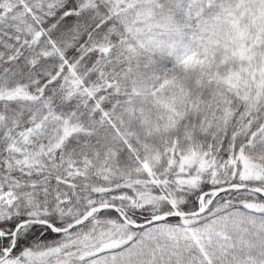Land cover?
<instances>
[{
	"label": "snow or ice",
	"instance_id": "6c2138e0",
	"mask_svg": "<svg viewBox=\"0 0 264 264\" xmlns=\"http://www.w3.org/2000/svg\"><path fill=\"white\" fill-rule=\"evenodd\" d=\"M0 264H264V0H0Z\"/></svg>",
	"mask_w": 264,
	"mask_h": 264
}]
</instances>
